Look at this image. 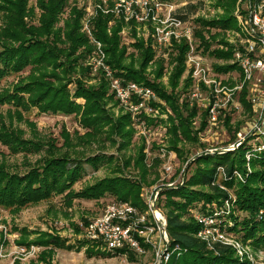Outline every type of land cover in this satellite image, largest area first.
<instances>
[{"label":"trees","instance_id":"obj_1","mask_svg":"<svg viewBox=\"0 0 264 264\" xmlns=\"http://www.w3.org/2000/svg\"><path fill=\"white\" fill-rule=\"evenodd\" d=\"M214 1L216 6L225 10V13L211 20L197 19L199 26L196 35L201 41L199 48H203L216 59L229 60L233 55L232 50L212 49L217 34L211 33L210 30L237 27L233 16L237 0ZM68 2L69 0H36V7L40 10V15L37 17L34 8L30 6V0H0V79L10 74H20L26 68H30L26 76H21L11 87L0 91V106L10 104L15 108L14 113H8L9 123L0 111V143L14 155L20 153L25 156L40 155L34 162L29 160L25 162L28 168L24 172L12 171L8 163L0 162V208L18 213L28 206L59 195L62 196L64 203L69 205H72L76 199L97 200L111 195L118 201H127L143 207L144 202L140 196L142 184L130 181L121 175L107 176L94 184L75 190V184L86 174L82 159L70 156L62 146L57 148L52 140L41 139L36 134L35 123L29 121V126L34 132L32 138H26L24 130L13 124V119L24 121L20 110L36 108L39 113L78 116L80 126L86 130L85 135L88 137L97 138L102 134H115L123 139V145L128 147L134 135L130 115L126 113L116 118L111 112L109 103L112 102L113 97L108 95L107 82L102 79L99 85L94 86L88 85L85 81L89 68L85 67L84 63L87 56L93 52L94 43L85 32L81 31L84 9L71 5L63 26L57 27ZM35 18L37 23L33 22ZM92 24L93 37L102 43L108 57L107 62L113 68L122 70L120 74L127 80L143 83L155 89L172 107L175 116L170 117L169 131L175 138L173 144H176L179 131L183 134L189 132L187 127L189 122L178 107L174 93L180 77L186 70L188 44L184 41L176 44L178 52L174 59L177 64L170 77L169 85L172 90L169 92L162 83L151 81L145 75L147 66L154 59L152 39L147 45L141 38H137L131 44L141 52L140 56L143 58L140 68L137 69L131 65L132 63L128 65L124 63L129 55L128 45L123 44L120 32L126 22L115 17L113 13L98 10ZM206 31H209L208 39L204 36ZM132 35L135 37V32ZM215 67L223 72L239 68L236 63L215 65ZM163 69L160 67L158 77H162ZM76 74L79 76L73 77ZM73 81L76 84L74 94L68 88ZM79 98L84 99L83 104L76 102L75 99ZM242 100L250 111V104L244 98ZM195 113L194 109L189 116ZM61 135L64 139L63 146L74 145L72 136L65 129ZM77 139L88 142L83 136H78ZM143 150L144 145L140 147V155L135 162L139 167L144 165ZM242 154L243 151L237 152L236 156L233 153L222 156L217 154V160L213 162L210 161L211 156L202 158L199 162L209 166L199 168L195 175L189 178L187 184L192 188L186 186L178 191H166L169 236L172 245L179 244L184 249L179 256L175 254L169 264H250L248 261L239 262L235 251L230 247H219L217 254L209 251L205 243L196 236L199 224L193 220L188 223L181 222L182 213L196 201L211 202L227 196L217 188H214L213 192H206L194 190V186L210 183L220 165L226 166L230 175L236 168V163L239 165V170L244 172ZM85 161L94 168L99 165L96 156H89ZM127 163L129 165L128 161ZM263 163L264 159H255L253 162L255 170L246 182L232 179L228 183L231 186L237 185L238 208L247 213L244 219H236L233 230L242 232L243 240L250 241L254 247L264 245V218L257 219V214L264 208V172L258 168V165ZM162 196L163 192L161 198ZM172 197H180L182 200H174ZM13 231L20 233V238L17 240L19 245H38L44 248L36 260L39 264H52L57 249L73 248L67 244L66 239L54 231L33 232L25 227L16 226L13 227ZM31 235H35L34 238L30 239ZM3 239L1 233L0 244ZM101 252L103 251L95 250L91 246L86 249L89 257L104 255ZM32 264H35V261Z\"/></svg>","mask_w":264,"mask_h":264},{"label":"rangeland","instance_id":"obj_2","mask_svg":"<svg viewBox=\"0 0 264 264\" xmlns=\"http://www.w3.org/2000/svg\"><path fill=\"white\" fill-rule=\"evenodd\" d=\"M164 1L172 4L178 13L183 14L184 17L190 21L194 27V34H196V29L199 26L197 21L198 18L211 20L218 18L225 13V10L222 7L215 5L214 0ZM252 1L253 0H237L233 11V16L237 26L236 28L210 30L211 33L217 34V39L212 44V49L217 48L222 51L229 49L232 50L233 55L231 59L224 60L212 57L207 51H204L203 48H199L201 41L196 35V45L198 46V51L205 57L204 65L211 67V71L216 74L215 77L211 76L210 78H217L218 80H221L222 86L225 85L226 90H230L229 93H234L235 97L237 95L236 99L240 101V104L242 105V107H240L241 109L237 108L236 104L233 102L226 105L224 104L222 107H219L217 119L212 120L209 114L210 103L209 105L207 103L204 106H198L197 103L191 105L187 96L194 85V82L192 74L187 69L188 67L185 63L186 70L180 77L178 86L176 87L174 93L177 99L178 107L182 110V112H184V117L189 122L187 124L189 132L188 134H183L179 131L178 141L176 144H173L175 138L169 131L171 125L170 117L175 116V113L169 103L158 94L159 99L157 100V105L160 114L155 116L140 115L138 117H134L129 111L119 105L114 95L111 93L110 82L106 80L104 75L106 72L100 71L97 75L93 74L91 67L88 65L89 56H87L84 63V66L89 68V74L85 79L86 83L88 85L97 86L101 83L102 79L105 80L109 88L108 95L113 97L112 102L109 103L111 112L116 118L126 113L131 117V127L134 129V135L131 138L128 147H125L123 145V139L115 134H102L97 138L88 137L85 135L86 130L80 126L79 117L76 115L66 116L59 114H45L39 113L36 108H32L30 110H20L21 115L24 117V121H18L17 119L14 121L13 119V124L24 130V136L26 138H32L34 136V132L29 126V121L35 123L36 134L41 137V139L52 140L55 142L57 148L62 146L63 150H65V152H67L70 156L82 159V163L86 167V174L75 184V190H80L87 185L94 184L99 179L107 176H113L114 174L121 175L130 181L140 182L142 184L140 193L142 199L144 198L143 194L146 189L158 186L163 190V196L161 199L162 209L168 218V194L166 191H178L180 188L188 186L187 183L189 178L195 175L199 168L209 166L204 162H199V160L208 156H211L210 161L212 162L217 160V153L207 154L205 153V150L207 148H226L234 144L238 141L239 134L243 132L245 134L252 122L254 112L247 97L249 86L244 85L240 92L237 93L236 91V86L243 82V77L238 71L239 68L223 72L218 71L215 67V65L235 63L234 49L241 45L239 41L241 40L240 34H244L241 31V22L239 17H242L244 20V18L248 16L247 9ZM100 2L101 0H69L65 13L62 16V19L58 22L57 27L63 26L70 6L77 5L84 9V15L81 19L82 31L83 20H85L84 18L89 15L88 10H93L98 4H100ZM30 6L34 8V13L38 17L40 15V10L36 7V0H30ZM94 18L92 21H94ZM33 22L37 23V18H35ZM112 24L113 23L111 22L110 25ZM134 32L136 34L135 37L132 35ZM143 34H152V30L147 32V30L139 28L137 25L128 26L124 24L120 32L123 44L128 45L127 52L129 55L124 63L126 65L132 63L131 65L137 69L140 68L143 58L140 56L141 52H138V50L131 44L137 38H141L147 45L151 38L148 37L149 39H146ZM204 36L208 39L210 37L209 31L204 32ZM152 49L154 51V59L147 66L145 75L151 81L162 83L170 92L172 90L169 85L170 77L177 64L176 59H174L178 52L176 45L166 52H164V50L162 51L156 49L153 45ZM104 58L107 62V54ZM160 67L164 68L162 77L157 76ZM110 68L116 75H121L120 72L122 70L119 71L111 65ZM29 71L30 68L28 67L20 74H10L0 79V91L11 87L12 84L17 82L21 76H26ZM76 76L79 75H73V77ZM68 88L71 90V93L74 94L76 88L75 81L70 83ZM244 91L245 94L243 95ZM243 98L250 104V111L246 108L242 100ZM75 100L77 103H84L82 98ZM194 109L196 113L193 116H189V113ZM0 111L6 117V122L9 123L10 119L8 117V113H14L15 108L10 104H4L0 106ZM64 129L72 136L74 142L72 147H69L67 144L63 146L64 139L61 134ZM78 136H83V138L88 140V142L84 140L79 141L77 139ZM256 137H258V135L248 138L249 140H254ZM261 144H264V137L260 138V140L258 139L255 146H259ZM142 145H144L143 154L145 158L144 165L139 167L135 164V162L140 155L139 150ZM250 146L251 148L253 147L252 145ZM248 147L249 145L244 144L238 149L219 153V156L226 153H233L236 156L237 152L243 151L241 158L243 159L242 166H244V172L239 170V165L237 163L235 165L236 168L232 171L231 175L227 171L226 166H218L211 182L204 185H196L194 186V190L197 189L204 190L206 192H213L214 188H217L218 190L225 192L227 196L220 200H213L211 202L204 200H200L198 202L196 201L192 205L188 206L186 212L182 213L181 222L188 223L192 220L195 221L196 219L193 213L196 209H204L207 212L211 211V213L220 212L221 216L219 215L218 217L220 219L223 218V224L226 226L230 225L227 227V230L230 231L229 235L233 239V244L238 243L244 250L243 256L240 255L238 249L234 245L215 242L212 246H209L204 240L199 238L205 243L206 248L217 254L219 247H230L235 251V256L238 258L239 262L248 261L251 264L252 261H258L264 263V245L254 247L250 241L248 242L243 240L242 232H236L233 230L236 226V219H244L247 216V213L238 208L237 185L234 184L231 186L228 183L232 179L246 182L247 178L255 170L253 162L256 158L248 159ZM241 148H243V150ZM39 156V154H28L25 156L22 153L14 155L9 152L6 146L0 143V162L4 161L8 163L12 171L24 172L28 168L25 165V162L27 160L34 162L39 158ZM89 156L97 157L99 160L97 168L92 167L85 161V158ZM260 156L264 155L261 154ZM262 159H264V157ZM125 161L126 163L128 161L129 165H127L128 163L126 164ZM166 164L172 165L174 170L172 174L165 172L164 165ZM223 168L225 169V172ZM258 168L264 172V163L262 165H258ZM235 171H239L242 174L243 180L234 176ZM180 173H183L185 179L179 177ZM169 182H175L174 186L170 187L168 185ZM188 187L192 188L191 186ZM172 198L174 200H182L180 197ZM111 200L116 199L114 196L107 195L97 200L76 199L72 205H69L64 203L62 196L59 195L51 198L50 200L42 201L36 205L28 206L18 213L9 209L0 208V233H3V237L6 240V242L3 240L0 244V264H17V262H19V264H32L33 261H35V264H39L36 260L39 256L38 254H40L44 248L37 245L39 251L36 253L19 252L20 247H27V250L29 251L32 245H19L17 243V240L20 238V233L13 231V227L15 226L19 228L25 227L33 232L39 230L54 231L66 239L68 245L73 246L71 250L57 249L55 255L53 256L52 264H151L154 261V252L151 246L147 247L146 254L142 256H136L131 252L128 256L121 253L108 254L106 252H101L104 253V255H95L93 257H89L87 255L86 249L88 246L95 248V250L99 249L86 241L87 239L84 237L85 232L83 226L89 219L100 216L105 205ZM261 210L264 211V208ZM260 211L257 214V219L259 220L261 219ZM262 216V218H264V214ZM34 236L35 235H31L30 239L34 238ZM180 248L181 250H184L181 246ZM1 253L3 255H1Z\"/></svg>","mask_w":264,"mask_h":264},{"label":"built area","instance_id":"obj_3","mask_svg":"<svg viewBox=\"0 0 264 264\" xmlns=\"http://www.w3.org/2000/svg\"><path fill=\"white\" fill-rule=\"evenodd\" d=\"M98 10L105 13H113L121 18L126 25H137L144 30H152V34H143L146 39H152V45L166 52L177 43L186 42L189 50L186 55V65L192 74L194 85L188 94L191 105H209V114L212 120H216L219 107L233 102L237 108L242 107L234 93H229L222 81L215 77L211 67L204 65L205 57L198 51L194 27L183 14L178 13L172 4L164 0H101L93 10H88L89 15L83 20L82 31L85 32L94 43V50L88 57V65L94 75L100 71L104 73L110 83L111 93L121 107L129 111L134 117L140 115L155 116L160 114L157 100V91L143 83L127 80L124 76L116 75L105 61L106 52L101 42L93 37V18ZM248 16L242 19L241 45L235 48L234 60L238 64L243 82L236 86L237 93L244 85L249 86L248 101L251 103L254 116L247 131L239 134V139L226 148H207V154H219L232 151L246 144L248 159L263 158L264 144L255 146L258 139L264 137V2L253 0L247 9ZM239 35V36H240ZM149 37V38H148ZM234 95V96H233ZM241 109V108H240ZM246 135V136H245ZM258 135L254 140L252 136ZM249 137V138H248ZM252 143V144H249ZM252 145L253 147L251 148ZM249 165V163H248ZM224 169V168H223ZM168 174L173 173L171 164L164 165ZM225 172V169H224ZM226 174V173H225ZM234 176L243 180L239 171ZM179 177L185 179L183 173ZM228 179V178H227ZM175 182H169L170 187ZM183 183V182H182ZM162 188L156 186L145 190L143 207H138L131 202L111 200L108 202L101 215L89 219L84 224V237L97 249L108 254L121 253L128 256L134 253L136 256L146 254L147 247L151 246L154 252V261L151 264H169L175 254L182 253L180 246L172 245L168 231V218L162 209ZM209 212V213H208ZM204 209L194 211L195 221L199 224L198 238L204 240L207 245L223 243L236 246L241 256L243 249L238 243L232 242L230 231L223 224V218H219L220 212L211 213ZM262 218L264 211H260ZM221 216V215H220ZM223 224V225H222ZM83 225V224H82ZM232 235V234H231ZM37 246L20 247L19 252L36 253ZM1 255H3L1 253ZM251 264H264L252 261Z\"/></svg>","mask_w":264,"mask_h":264},{"label":"crops","instance_id":"obj_4","mask_svg":"<svg viewBox=\"0 0 264 264\" xmlns=\"http://www.w3.org/2000/svg\"><path fill=\"white\" fill-rule=\"evenodd\" d=\"M84 100V99H83ZM1 234V233H0ZM3 240H5V239H3ZM5 242H6V240H5ZM36 246V245H35ZM39 255V254H38Z\"/></svg>","mask_w":264,"mask_h":264}]
</instances>
